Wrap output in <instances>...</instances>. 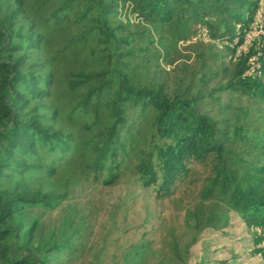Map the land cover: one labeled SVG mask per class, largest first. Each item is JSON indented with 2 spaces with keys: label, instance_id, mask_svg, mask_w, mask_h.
Masks as SVG:
<instances>
[{
  "label": "trees",
  "instance_id": "16d2710c",
  "mask_svg": "<svg viewBox=\"0 0 264 264\" xmlns=\"http://www.w3.org/2000/svg\"><path fill=\"white\" fill-rule=\"evenodd\" d=\"M259 2L0 0V264L74 263L78 212L44 241L46 214L123 178L142 198L91 264H188L232 215L264 259Z\"/></svg>",
  "mask_w": 264,
  "mask_h": 264
},
{
  "label": "rangeland",
  "instance_id": "374dc122",
  "mask_svg": "<svg viewBox=\"0 0 264 264\" xmlns=\"http://www.w3.org/2000/svg\"><path fill=\"white\" fill-rule=\"evenodd\" d=\"M263 41L264 0H260L254 22L239 51H248L251 46H257ZM181 53L185 56L189 54L185 45L181 46ZM165 67L169 69V66ZM136 195L140 196L139 199L142 198L140 192L127 178H123L120 184L113 187L84 184L74 196L71 203L72 211L70 207L64 205L46 214L40 235L44 241L48 240L49 234L55 228L60 231L64 220L70 217V212L72 214L76 210L78 227L75 232L80 233L79 235L76 233L75 237L79 239L77 243L81 245L82 250L72 264H91L101 254L105 240L114 232L115 224L119 222L118 216L122 215L124 208L131 205ZM173 209L171 208L170 212H174ZM165 211L167 213V209ZM254 234L255 231L245 222L232 215L230 226L224 233L206 231L201 235L198 243L191 249L188 264H264V259L255 252ZM115 239L116 235L113 236V243Z\"/></svg>",
  "mask_w": 264,
  "mask_h": 264
}]
</instances>
